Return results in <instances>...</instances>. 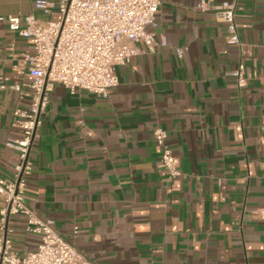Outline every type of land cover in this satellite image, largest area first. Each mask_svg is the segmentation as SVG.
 Instances as JSON below:
<instances>
[{
  "label": "crops",
  "instance_id": "crops-1",
  "mask_svg": "<svg viewBox=\"0 0 264 264\" xmlns=\"http://www.w3.org/2000/svg\"><path fill=\"white\" fill-rule=\"evenodd\" d=\"M0 0V17L36 15ZM234 4L241 45L197 5ZM156 47L115 69L108 99L57 85L30 152L27 204L95 264H264V0H162ZM29 42L0 22V85L23 79ZM242 63L247 85L233 72ZM8 79V81H6ZM30 100L0 90V177L12 181L21 140L13 112ZM167 131L182 176L170 179L154 133ZM3 203L0 201V209ZM11 217L21 256L41 237Z\"/></svg>",
  "mask_w": 264,
  "mask_h": 264
},
{
  "label": "built area",
  "instance_id": "built-area-1",
  "mask_svg": "<svg viewBox=\"0 0 264 264\" xmlns=\"http://www.w3.org/2000/svg\"><path fill=\"white\" fill-rule=\"evenodd\" d=\"M161 6L162 0H35V12L45 19L36 15L0 17V22L32 47L23 55V79L0 85V90L9 89L21 100H30L28 110L17 108L13 112L14 126L23 135L8 144L20 154L14 180L0 177V264H95L27 204L28 179L34 171L30 152L54 88L61 85L72 95L85 91L108 99L119 85L116 67L130 64L140 53L137 44L143 43L151 51L156 47L155 34L149 28L157 27ZM197 8L213 11L216 20L227 25V44L241 45L234 4L211 6L201 2ZM244 70L240 63L233 72L240 89L247 85ZM154 136L168 177H181L179 160L167 144V131L158 128ZM16 216L25 218L27 233L41 237L37 250L24 256L3 234L10 218ZM253 217L264 222V208L256 209Z\"/></svg>",
  "mask_w": 264,
  "mask_h": 264
},
{
  "label": "rangeland",
  "instance_id": "rangeland-1",
  "mask_svg": "<svg viewBox=\"0 0 264 264\" xmlns=\"http://www.w3.org/2000/svg\"><path fill=\"white\" fill-rule=\"evenodd\" d=\"M49 19H50V20H55V17H50Z\"/></svg>",
  "mask_w": 264,
  "mask_h": 264
}]
</instances>
